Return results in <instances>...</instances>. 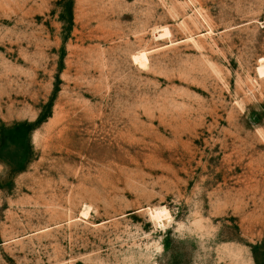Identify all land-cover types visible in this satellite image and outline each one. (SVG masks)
<instances>
[{"label": "rangeland", "instance_id": "374dc122", "mask_svg": "<svg viewBox=\"0 0 264 264\" xmlns=\"http://www.w3.org/2000/svg\"><path fill=\"white\" fill-rule=\"evenodd\" d=\"M0 264H264V0H0Z\"/></svg>", "mask_w": 264, "mask_h": 264}, {"label": "bare ground", "instance_id": "6f19581e", "mask_svg": "<svg viewBox=\"0 0 264 264\" xmlns=\"http://www.w3.org/2000/svg\"><path fill=\"white\" fill-rule=\"evenodd\" d=\"M162 33V32H161ZM164 33V32H163ZM165 33H167V32H165ZM163 34H161V37H163L162 36ZM158 36H160V34L158 35ZM165 37V36H164ZM138 56V55H137ZM136 59V61L137 62H139V63H144V62H146L147 60H148V57H147V55L145 54V53H142V54H140L139 55V57H136L135 58Z\"/></svg>", "mask_w": 264, "mask_h": 264}]
</instances>
